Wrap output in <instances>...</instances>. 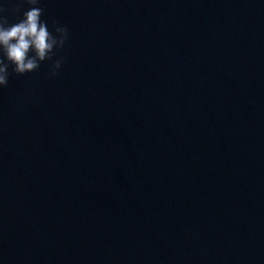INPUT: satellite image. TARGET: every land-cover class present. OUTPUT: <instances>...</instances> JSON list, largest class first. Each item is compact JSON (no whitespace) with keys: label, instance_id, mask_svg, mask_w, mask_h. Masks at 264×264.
Here are the masks:
<instances>
[{"label":"water","instance_id":"95a60500","mask_svg":"<svg viewBox=\"0 0 264 264\" xmlns=\"http://www.w3.org/2000/svg\"><path fill=\"white\" fill-rule=\"evenodd\" d=\"M39 6L68 38L25 75L103 263L264 264V0Z\"/></svg>","mask_w":264,"mask_h":264},{"label":"clouds","instance_id":"9594fccd","mask_svg":"<svg viewBox=\"0 0 264 264\" xmlns=\"http://www.w3.org/2000/svg\"><path fill=\"white\" fill-rule=\"evenodd\" d=\"M30 7L23 11L22 18L9 24L0 16V88L8 83L9 67L17 74L36 70L40 62L51 60L54 49L64 46L68 38L66 26L54 23L49 31L48 24L41 19L40 0H25ZM61 59L52 60L49 75L55 76Z\"/></svg>","mask_w":264,"mask_h":264}]
</instances>
